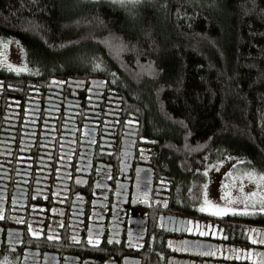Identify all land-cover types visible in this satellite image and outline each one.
<instances>
[{
	"label": "flooded vegetation",
	"instance_id": "obj_1",
	"mask_svg": "<svg viewBox=\"0 0 264 264\" xmlns=\"http://www.w3.org/2000/svg\"><path fill=\"white\" fill-rule=\"evenodd\" d=\"M160 160L106 77L0 67V264H264V225L202 218Z\"/></svg>",
	"mask_w": 264,
	"mask_h": 264
},
{
	"label": "trees",
	"instance_id": "obj_2",
	"mask_svg": "<svg viewBox=\"0 0 264 264\" xmlns=\"http://www.w3.org/2000/svg\"><path fill=\"white\" fill-rule=\"evenodd\" d=\"M0 38L27 72L116 84L194 202L212 162L264 172V0H0Z\"/></svg>",
	"mask_w": 264,
	"mask_h": 264
},
{
	"label": "rangeland",
	"instance_id": "obj_3",
	"mask_svg": "<svg viewBox=\"0 0 264 264\" xmlns=\"http://www.w3.org/2000/svg\"><path fill=\"white\" fill-rule=\"evenodd\" d=\"M119 1V0H116ZM0 67L6 71H27L21 48L14 42L0 38ZM202 205L211 215L218 209L226 214L250 217L264 214V172L254 170L235 157H228L207 165L205 171ZM249 173L254 179L249 178ZM255 195H252V194ZM207 201V203L205 202Z\"/></svg>",
	"mask_w": 264,
	"mask_h": 264
},
{
	"label": "snow or ice",
	"instance_id": "obj_4",
	"mask_svg": "<svg viewBox=\"0 0 264 264\" xmlns=\"http://www.w3.org/2000/svg\"><path fill=\"white\" fill-rule=\"evenodd\" d=\"M131 2H135V0H131ZM249 178L254 179V175L249 173ZM260 180L264 181V176H260ZM252 195H255V194L253 193ZM205 202L207 203V201H205ZM200 210L204 211V208H201ZM227 211H228L227 209H218L217 213H214V214H226ZM262 242H264V241H262ZM253 243H256V241H253Z\"/></svg>",
	"mask_w": 264,
	"mask_h": 264
}]
</instances>
